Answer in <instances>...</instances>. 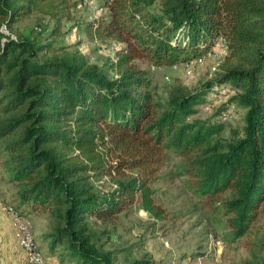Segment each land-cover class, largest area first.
<instances>
[{
	"label": "trees",
	"instance_id": "obj_1",
	"mask_svg": "<svg viewBox=\"0 0 264 264\" xmlns=\"http://www.w3.org/2000/svg\"><path fill=\"white\" fill-rule=\"evenodd\" d=\"M70 7L69 0H0V147L19 187L14 212H47L52 248L79 264H112L90 219L112 221L136 203L163 218L152 184L172 153L194 192L229 217L233 239L243 236L264 204V0H104L108 14L88 31L122 46L102 66L59 54L36 34L2 30L35 13L61 19ZM219 39L228 54L215 81L154 97L137 59L188 63ZM222 84L245 110L241 132L228 140L220 136L224 105L212 118L195 117ZM104 178L108 190L95 184Z\"/></svg>",
	"mask_w": 264,
	"mask_h": 264
},
{
	"label": "rangeland",
	"instance_id": "obj_2",
	"mask_svg": "<svg viewBox=\"0 0 264 264\" xmlns=\"http://www.w3.org/2000/svg\"><path fill=\"white\" fill-rule=\"evenodd\" d=\"M69 3L71 7L61 19L35 13L17 22L13 30L5 25L2 30L13 37L36 34L42 44L51 43L59 54L76 52L100 66L113 60L122 43L93 38L88 31L89 24L108 14L103 8L104 0H69ZM227 54L226 43L219 39L209 52L188 63L157 67L144 59L135 62L148 73V89L154 97L165 99L174 87L185 86L193 92L207 88L222 73ZM222 86V92L215 87L208 93L206 104L200 106L195 117L212 118L224 105L227 115L220 136L228 140L241 132L245 110L230 101L236 94L231 85ZM7 160L8 155L0 147V264H26L22 231L6 210L7 206L17 204L19 190L10 181ZM95 184L102 190L112 185L109 178ZM152 186L156 202L166 210L163 218L154 217L136 203L112 221L90 219L94 240L101 250L112 252V264H247L264 257V204L246 233L233 239L229 217L194 192L190 177L183 173L181 158L167 153ZM21 219L32 231L47 264H79L62 246L51 247L52 220L47 212L25 209Z\"/></svg>",
	"mask_w": 264,
	"mask_h": 264
},
{
	"label": "built area",
	"instance_id": "obj_3",
	"mask_svg": "<svg viewBox=\"0 0 264 264\" xmlns=\"http://www.w3.org/2000/svg\"><path fill=\"white\" fill-rule=\"evenodd\" d=\"M6 210L11 213L16 220V224L22 231L21 245L26 252L27 262L26 264H47V260L44 253L39 248L32 231L28 225L21 219V216L14 212L12 206H7Z\"/></svg>",
	"mask_w": 264,
	"mask_h": 264
}]
</instances>
